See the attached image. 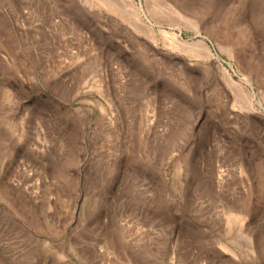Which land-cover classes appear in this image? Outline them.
I'll return each mask as SVG.
<instances>
[{
	"label": "rangeland",
	"instance_id": "374dc122",
	"mask_svg": "<svg viewBox=\"0 0 264 264\" xmlns=\"http://www.w3.org/2000/svg\"><path fill=\"white\" fill-rule=\"evenodd\" d=\"M0 264H264V0H0Z\"/></svg>",
	"mask_w": 264,
	"mask_h": 264
},
{
	"label": "bare ground",
	"instance_id": "6f19581e",
	"mask_svg": "<svg viewBox=\"0 0 264 264\" xmlns=\"http://www.w3.org/2000/svg\"><path fill=\"white\" fill-rule=\"evenodd\" d=\"M173 39V38H171ZM185 44H188V41H179L177 39H173V43L171 44L172 46L174 45V48L176 47L177 49H183L185 48ZM198 45V44H197ZM199 49V48H198ZM184 50V49H183ZM197 52V51H196ZM119 102V101H118ZM120 103V102H119ZM121 104V103H120ZM123 104V103H122Z\"/></svg>",
	"mask_w": 264,
	"mask_h": 264
}]
</instances>
